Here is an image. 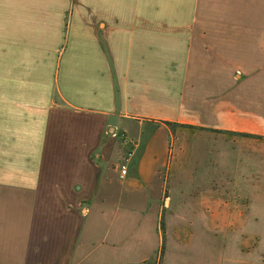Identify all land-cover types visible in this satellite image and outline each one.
<instances>
[{
	"label": "crops",
	"instance_id": "crops-1",
	"mask_svg": "<svg viewBox=\"0 0 264 264\" xmlns=\"http://www.w3.org/2000/svg\"><path fill=\"white\" fill-rule=\"evenodd\" d=\"M221 195L264 197V0H0V264H214L161 218Z\"/></svg>",
	"mask_w": 264,
	"mask_h": 264
},
{
	"label": "rangeland",
	"instance_id": "rangeland-1",
	"mask_svg": "<svg viewBox=\"0 0 264 264\" xmlns=\"http://www.w3.org/2000/svg\"><path fill=\"white\" fill-rule=\"evenodd\" d=\"M185 138H182V142ZM193 140L194 148L202 146V142L205 141L199 136L193 137ZM191 173L184 169L178 171L182 182L178 185V191L187 192L190 188L187 185L189 181L184 178L191 177ZM216 174V192L218 189L222 194L224 190L220 185L224 181L222 170H216ZM164 204L162 217L165 221L166 216L171 217L175 231L186 233L191 257L199 259L213 257L214 264H264V197H165ZM195 222L198 225L197 231H193L197 228L193 224ZM242 226L257 228L260 232L247 233L246 239H240L241 234L235 232ZM205 232L209 233V237L213 234V254L210 244L208 248L207 240L202 236L203 233L206 234ZM177 242L176 234L172 241L174 254ZM233 257L243 258L245 261L233 263L231 262Z\"/></svg>",
	"mask_w": 264,
	"mask_h": 264
},
{
	"label": "built area",
	"instance_id": "built-area-1",
	"mask_svg": "<svg viewBox=\"0 0 264 264\" xmlns=\"http://www.w3.org/2000/svg\"><path fill=\"white\" fill-rule=\"evenodd\" d=\"M114 136L120 139L126 150L125 158L121 163V174L125 176L128 173V162L135 154L136 142L125 132L117 131L114 133Z\"/></svg>",
	"mask_w": 264,
	"mask_h": 264
},
{
	"label": "trees",
	"instance_id": "trees-1",
	"mask_svg": "<svg viewBox=\"0 0 264 264\" xmlns=\"http://www.w3.org/2000/svg\"><path fill=\"white\" fill-rule=\"evenodd\" d=\"M169 125L171 126H181V127H189V128H198L196 126L193 125H188V124H180V123H172V122H167ZM238 135L241 136H249V137H256V138H263L260 135H254V134H249V133H237ZM161 227H162V235H163V244H162V248H161V254L164 253L165 250V224H164V219L163 217L161 218Z\"/></svg>",
	"mask_w": 264,
	"mask_h": 264
}]
</instances>
